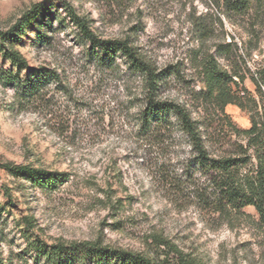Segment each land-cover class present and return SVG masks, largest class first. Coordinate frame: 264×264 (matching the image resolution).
Listing matches in <instances>:
<instances>
[{
    "label": "rangeland",
    "instance_id": "374dc122",
    "mask_svg": "<svg viewBox=\"0 0 264 264\" xmlns=\"http://www.w3.org/2000/svg\"><path fill=\"white\" fill-rule=\"evenodd\" d=\"M38 3L46 12L17 48L28 69L57 79L23 96L5 80L12 67L0 56V163L65 179L31 187L0 167L3 261L42 264L30 245L39 237L154 255L178 250L202 264H264V224L254 208L234 211L214 199L213 180L173 115L142 117L145 77L119 53L101 63L67 14L85 18L100 38L126 40L159 74L155 98L189 111L209 155L237 156L242 131L264 106V88L255 85L264 70V0L241 13L222 0H0V28ZM207 60L226 72L237 104L221 110L209 97Z\"/></svg>",
    "mask_w": 264,
    "mask_h": 264
},
{
    "label": "trees",
    "instance_id": "16d2710c",
    "mask_svg": "<svg viewBox=\"0 0 264 264\" xmlns=\"http://www.w3.org/2000/svg\"><path fill=\"white\" fill-rule=\"evenodd\" d=\"M251 1L222 0V5L231 11L241 13L249 7ZM45 12L46 6L38 3L26 10L9 27L0 28V56L12 67L11 71L5 73V80L21 86L20 92L23 96H31L38 92L43 83L57 79V74L52 70L43 67L28 69L27 59L17 48L18 43L26 35L27 29L38 25ZM67 14L81 36L90 44V50L102 61L101 63L112 64V56L119 53L130 69L135 72L137 70L145 77L148 95L142 117L145 120L159 122L162 116L173 115L196 153L197 165L205 170L208 179L213 180L214 199L223 206L231 207L234 211L251 206L256 211L259 222L264 224V106L261 113H258V119L252 117L250 127L242 131L247 137L245 148L241 146L242 155L212 157L189 111L178 103L159 101L155 98L153 92L157 89L159 74L136 53L126 40L100 38L91 30L85 18L76 15L72 10H69ZM23 70L28 71L21 79L20 72ZM204 74L207 77V94L221 110L228 103L237 104L236 97L226 88L228 78L226 72L220 71L215 62L207 60L204 65ZM255 85L258 92L262 93L264 70L260 80L255 81ZM0 167L15 178L28 180L31 187L35 186L36 182L44 180L65 179V174L62 172L49 171L29 164L4 162L0 163ZM26 220L27 223L31 222L30 219ZM30 245L42 264H202L196 258L178 250H172L174 252L172 256L171 253L154 255L97 240L69 242L58 240L48 244L39 237H35ZM167 248L169 250V246ZM0 264L10 263L3 261L0 257Z\"/></svg>",
    "mask_w": 264,
    "mask_h": 264
}]
</instances>
